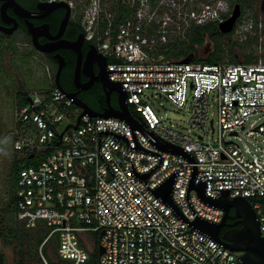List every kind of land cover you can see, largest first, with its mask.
Wrapping results in <instances>:
<instances>
[{
    "label": "built area",
    "instance_id": "built-area-1",
    "mask_svg": "<svg viewBox=\"0 0 264 264\" xmlns=\"http://www.w3.org/2000/svg\"><path fill=\"white\" fill-rule=\"evenodd\" d=\"M40 1L78 8L84 39L106 57L109 79L120 83L142 126L81 115L48 68L47 88L34 89L30 101L14 108L11 149L36 158L18 171L15 217L25 228L47 229L39 247L43 264H93L99 245L97 264H238L239 252L193 224L218 223L223 209L189 187L203 184L211 198L226 192L248 199L264 236V139L254 138L264 137V59L169 57L191 22H202L174 1ZM256 31L252 19L240 20L229 35L243 42ZM149 93L188 107L190 128L165 125L144 102ZM153 137L189 156L161 149ZM170 178L168 203L156 191Z\"/></svg>",
    "mask_w": 264,
    "mask_h": 264
},
{
    "label": "flooded vegetation",
    "instance_id": "flooded-vegetation-1",
    "mask_svg": "<svg viewBox=\"0 0 264 264\" xmlns=\"http://www.w3.org/2000/svg\"><path fill=\"white\" fill-rule=\"evenodd\" d=\"M40 0H0V90L6 88V73L7 61L5 52L15 53L18 51V42L24 38L30 48L34 52L41 54L46 60L49 70L54 75L57 73L59 61L62 60V66L58 77L59 85L67 92L74 93L75 97L85 103L87 106L95 111H102L107 102L113 106L118 107V92L111 90L107 97L100 75L98 73V65L96 62H91L90 65L85 66L86 51L89 48L88 42L83 39L80 44L82 52L81 66L77 79L75 78V71L77 65V53L75 50L61 45L64 40L75 41L80 33H83L80 25V17L78 8L69 9V19L67 24L59 37L56 35L59 32L61 20L66 12V8L58 6L47 11L45 14L41 12L37 4ZM169 3L174 1L175 6L180 9L182 14L196 13L197 17L202 18L201 24L191 22L190 30L195 27L203 26L209 23L214 24V31L217 32L216 38L222 45L233 43L230 33H223L219 30V23L226 20L233 12L236 4L240 7V15L235 21V24L242 20L245 10L252 11V19L257 25V36L255 38L256 50L259 53L264 51V0H167ZM16 3L23 8L24 15L18 14L16 11ZM5 4L4 11L2 5ZM21 10V9H20ZM29 24L35 33L37 43L48 48L47 51L38 50L32 42V34L30 33ZM234 24V25H235ZM47 25V28L45 27ZM81 28V29H80ZM213 30H211L212 33ZM211 33L205 35V42L210 47L213 37ZM84 35V33H83ZM12 61L16 62L13 55ZM22 58H18L21 61ZM24 59V58H23ZM11 61V62H12ZM85 66V67H84ZM15 66H9L13 69ZM9 81L13 86V102L15 107L19 100L20 89L22 86L20 82L16 81L15 75H9ZM87 83H89L88 86ZM48 86V85H47ZM1 120V118H0ZM230 215H234V208L229 209ZM237 217L227 218L226 223L220 228L219 235L222 236L225 230L240 227Z\"/></svg>",
    "mask_w": 264,
    "mask_h": 264
},
{
    "label": "water",
    "instance_id": "water-1",
    "mask_svg": "<svg viewBox=\"0 0 264 264\" xmlns=\"http://www.w3.org/2000/svg\"><path fill=\"white\" fill-rule=\"evenodd\" d=\"M4 6L5 4L2 5V11H4L5 8ZM58 6L65 7L66 12L61 20L59 32L56 35V37H59L61 35L67 24V21L69 19V9H70L69 5L64 1H58V2L39 1L37 4L38 9L41 12H43V14ZM15 7L18 14L24 15V13L22 12L24 11L23 8H21L17 3ZM239 15H240V7L238 4H236L232 14L226 20L219 23V30L223 33H229L233 29L235 21ZM45 27L47 28V25ZM29 28H30V33L32 34V42L35 45V47L40 51L49 50L48 48H44L37 43V39L31 24H29ZM83 39H84V35L83 33H80L75 41L64 40L65 42L61 43V45L69 47L75 50V52L77 53V65L75 71L76 79L78 77V73L81 66L82 52L80 50V44ZM202 46L206 47L208 45L204 44ZM208 50L212 51V48L208 47ZM198 55L199 57H202L200 52H198ZM59 62H60L59 67L57 73L55 74V85L60 90L64 91L68 95V97L72 98L75 105L83 108L81 115L89 114L90 116L93 117L114 116L126 120L131 124L133 128L135 127L142 128L141 124L134 119L133 115L129 110V106L126 103V94L125 91L122 89L120 83L109 79L106 57L98 53L93 45H89V48L86 51L85 66L90 65L91 62L97 63L98 65L97 75H100L101 77L103 88L105 89L107 97L109 96V92L111 90H115L118 92V107H113L107 102V105L103 107L102 111H95L89 106H87L85 103L80 101L78 98H76L74 93L67 92L65 89H63L58 83L59 73L61 70V66L63 64L62 60H60ZM88 85L89 83H87L86 86ZM27 101H30L29 97H27ZM74 127H76V125ZM153 138H154V143L157 146H159L161 149L168 150L177 154L189 156V154L186 153L181 147L173 146L167 143L161 144L159 141H157L155 137ZM31 157L32 155L29 156V158ZM172 182H173V178L168 179L163 184V186L156 191V194L162 196V198L168 203H171L170 190H171ZM189 188L196 189L199 195L201 196V198L205 202L218 206L222 208L224 211L220 222L214 223L207 221L205 219H196L195 221H193L194 226L198 228L201 232L215 239L218 243L222 244L224 247L232 251L239 252L240 254L238 256V264H264V236H262L260 233L259 222L256 218L255 210L251 206L250 201L244 197H229L226 192H224L218 198H211L204 194L203 184L197 185L191 183ZM231 207L234 208V215H230L229 213V209ZM232 217H237L239 219L238 222L241 224V226L237 228H231L225 230L223 235L220 236L219 235L220 228L223 227L224 225H227L226 223L227 218H232ZM97 251H98V255L102 254L103 252L102 246L99 245L97 247Z\"/></svg>",
    "mask_w": 264,
    "mask_h": 264
},
{
    "label": "rangeland",
    "instance_id": "rangeland-1",
    "mask_svg": "<svg viewBox=\"0 0 264 264\" xmlns=\"http://www.w3.org/2000/svg\"><path fill=\"white\" fill-rule=\"evenodd\" d=\"M252 11L245 10L244 16L241 21H247L249 18H251ZM249 41V42H248ZM229 43L228 45H222L219 44L218 51H215L213 53L214 56L219 58L223 57V60H233L235 59L230 53L229 49L233 51L234 53H237L239 59H244L248 55H253L254 57H257V59L262 58L264 59V51L262 53H259L256 50V43L255 39L248 38L247 40L243 42H236ZM18 51H15V53L9 52L7 49L5 52L6 55V65H7V73H6V88L5 90H0V204L4 201V197L7 194L8 190V173L11 168L12 158L14 155H17L16 153L12 152L11 150V137H12V130L15 126L13 116H14V108L12 106L13 102V86L11 84V81H9V75H12L16 77V81L20 82L22 86L17 87V90H21L20 92L28 91L31 95H33L34 89H45L47 88V68H49L46 60L44 57L32 50L26 40L22 38L18 44ZM205 46H198V52L201 53L202 57H207L211 52V50H208V47ZM223 49V50H222ZM210 52V53H209ZM15 56L16 62L13 63L12 59L13 57L11 55ZM212 55V56H213ZM213 56V58H215ZM22 58L21 61L18 60V58ZM24 58V59H23ZM12 61V62H11ZM9 66L13 67L15 66L14 70L16 72H13V69H9ZM144 102L148 104L152 110L155 112V114L161 119V121L165 125H173L175 128H178L179 126H185L190 128L188 124L189 120V109L188 107H180L171 102L166 98L165 95H162L161 97L158 95H154V93H149L145 96ZM216 119V116H214ZM255 116L250 117L248 121L246 122L247 125H249L251 122L255 120ZM261 119L257 120V122H260ZM66 121L60 123L59 130H62L63 127H65ZM210 126H207V129H209ZM217 129V126H216ZM184 132L190 133V134H197V131H191L188 129H185ZM212 139L216 137V134L210 133ZM255 139L258 141H261L264 139V137L260 135H255ZM36 158L32 159L30 163H33ZM11 220L17 221L15 215H10ZM20 223L18 222V225ZM93 234V236H97L96 233H90ZM47 250L48 253L51 254V247L48 246ZM0 252L2 253L3 263L4 264H14L13 260V250L9 245L3 244L0 241Z\"/></svg>",
    "mask_w": 264,
    "mask_h": 264
},
{
    "label": "trees",
    "instance_id": "trees-1",
    "mask_svg": "<svg viewBox=\"0 0 264 264\" xmlns=\"http://www.w3.org/2000/svg\"><path fill=\"white\" fill-rule=\"evenodd\" d=\"M118 10L123 11L122 7H119ZM214 29V24L209 23L203 26L195 27L194 30L191 29L187 31L184 38L179 39L175 44L170 46L169 50L167 51L168 56L180 60L194 58L195 60H201L208 63L222 61L223 57L219 58L218 60V57L213 55L215 51H218L219 44H221L217 41V39H215L217 32H215ZM211 30H213L212 33ZM207 33H211V36L214 40H212V43L210 45V47L212 48L211 53L207 57L203 58L199 57L198 55V46L204 45L205 35ZM229 51L230 53H232L235 59L228 60L231 62H239L240 59L237 53H234L233 51H231V49H229ZM212 55L215 58H213ZM256 60L257 57L248 55L246 56V58H244L243 61L249 62ZM27 95L28 91L20 93L16 107H21L26 104ZM129 110L132 115L137 116L135 109L131 105H129ZM12 152L14 151L12 150ZM31 160L32 159H28L27 157L22 158L18 157L17 155L13 156L11 168L8 173L9 183L7 194L4 197V201L0 204V241L12 248L14 264H43L39 253V247L46 235L47 229H44L43 227H37L33 229L25 228L23 225H18L17 221H13L10 218V215H15L18 171L23 165L34 164L36 162L34 160L33 163H30ZM51 241H55L54 238H52ZM42 250L46 252L47 247L43 246ZM98 257L99 255L97 247H95L92 254L93 264L98 263ZM0 264H4L1 252Z\"/></svg>",
    "mask_w": 264,
    "mask_h": 264
}]
</instances>
